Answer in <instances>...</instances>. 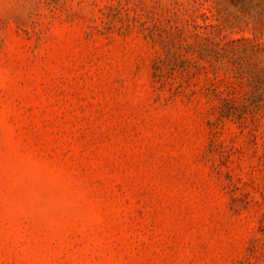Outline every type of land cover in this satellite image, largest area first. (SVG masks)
I'll use <instances>...</instances> for the list:
<instances>
[{"label": "rangeland", "instance_id": "1", "mask_svg": "<svg viewBox=\"0 0 264 264\" xmlns=\"http://www.w3.org/2000/svg\"><path fill=\"white\" fill-rule=\"evenodd\" d=\"M0 264H264V0H0Z\"/></svg>", "mask_w": 264, "mask_h": 264}]
</instances>
